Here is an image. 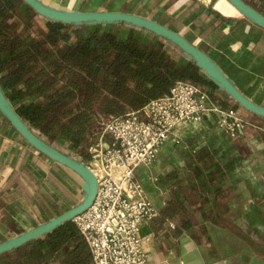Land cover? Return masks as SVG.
Masks as SVG:
<instances>
[{"label": "crops", "instance_id": "crops-1", "mask_svg": "<svg viewBox=\"0 0 264 264\" xmlns=\"http://www.w3.org/2000/svg\"><path fill=\"white\" fill-rule=\"evenodd\" d=\"M40 1L61 11L151 19L203 51L245 97L264 107V30L226 0ZM236 114L246 122L239 137L230 139L211 118L203 119L179 131L181 145L164 144L150 166L137 169L157 212L140 225L147 264H264V121L240 109ZM81 185L0 113V238L74 207L82 200ZM179 201L186 215L175 212Z\"/></svg>", "mask_w": 264, "mask_h": 264}, {"label": "trees", "instance_id": "trees-1", "mask_svg": "<svg viewBox=\"0 0 264 264\" xmlns=\"http://www.w3.org/2000/svg\"><path fill=\"white\" fill-rule=\"evenodd\" d=\"M244 1L264 15V0ZM176 81L198 86L222 109H240L264 121L159 35L122 22L52 21L22 0H0L2 93L36 137L85 166L104 120L142 108ZM175 212L186 215L184 203L179 201ZM0 264L94 263L76 224L67 221L1 254Z\"/></svg>", "mask_w": 264, "mask_h": 264}, {"label": "built area", "instance_id": "built-area-1", "mask_svg": "<svg viewBox=\"0 0 264 264\" xmlns=\"http://www.w3.org/2000/svg\"><path fill=\"white\" fill-rule=\"evenodd\" d=\"M207 118L230 139L246 126L234 110L222 109L186 81L174 82L167 94L138 110L102 122L98 138L88 147L96 195L73 219L94 264H147L140 225L157 212L136 171L150 166L164 144H180L181 129Z\"/></svg>", "mask_w": 264, "mask_h": 264}, {"label": "water", "instance_id": "water-1", "mask_svg": "<svg viewBox=\"0 0 264 264\" xmlns=\"http://www.w3.org/2000/svg\"><path fill=\"white\" fill-rule=\"evenodd\" d=\"M30 9L40 16L52 21L65 23H99V22H122L143 28L149 32L163 37L169 42L176 45L188 57H190L199 69L213 81L219 89L226 92L229 97L235 101L240 107L246 111L264 119V107L254 103L245 97L223 74L220 68L213 60L203 51L195 47L178 33L168 29L167 27L138 15L123 12H81L61 11L51 8L40 0H22ZM232 5L243 17L256 26L264 29V15L252 6L248 5L244 0H226ZM0 113L10 123L13 129L37 152L50 159L51 161L67 168L78 176L86 185V193L80 203L69 210L59 214L58 216L37 225L26 232L9 238L0 243V255L19 247L37 237L45 235L54 228L64 224L85 211L93 202L97 191V181L95 175L88 166H85L53 149L40 138L36 137L28 127L22 122L15 111L10 106L0 89Z\"/></svg>", "mask_w": 264, "mask_h": 264}, {"label": "rangeland", "instance_id": "rangeland-1", "mask_svg": "<svg viewBox=\"0 0 264 264\" xmlns=\"http://www.w3.org/2000/svg\"><path fill=\"white\" fill-rule=\"evenodd\" d=\"M43 1H46V0H43ZM215 0H213V2H214ZM181 139H182V143H183V137L181 136ZM186 144H188V139H186L185 141H184ZM182 143H180V144H177V145H181ZM190 147V146H189ZM175 150H177L176 148H175ZM88 165H89V163H88ZM87 165V166H88ZM81 190H82V199H83V196L85 195V193H86V185L82 182V185H81ZM82 201V200H81ZM254 232H256L257 230H253Z\"/></svg>", "mask_w": 264, "mask_h": 264}, {"label": "bare ground", "instance_id": "bare-ground-1", "mask_svg": "<svg viewBox=\"0 0 264 264\" xmlns=\"http://www.w3.org/2000/svg\"><path fill=\"white\" fill-rule=\"evenodd\" d=\"M202 1H208V0H202Z\"/></svg>", "mask_w": 264, "mask_h": 264}]
</instances>
